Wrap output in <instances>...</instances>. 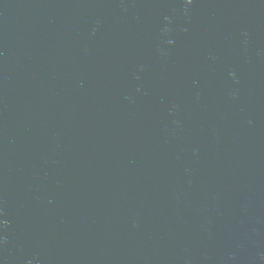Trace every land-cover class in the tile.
I'll use <instances>...</instances> for the list:
<instances>
[{"label": "water", "instance_id": "1", "mask_svg": "<svg viewBox=\"0 0 264 264\" xmlns=\"http://www.w3.org/2000/svg\"><path fill=\"white\" fill-rule=\"evenodd\" d=\"M0 264H264V0H0Z\"/></svg>", "mask_w": 264, "mask_h": 264}]
</instances>
